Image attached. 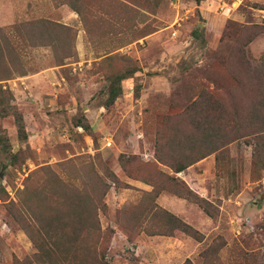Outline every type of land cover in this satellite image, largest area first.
<instances>
[{
    "label": "rangeland",
    "instance_id": "rangeland-1",
    "mask_svg": "<svg viewBox=\"0 0 264 264\" xmlns=\"http://www.w3.org/2000/svg\"><path fill=\"white\" fill-rule=\"evenodd\" d=\"M259 8L264 0H0V65L13 74L0 82V264H46L24 208L36 192L52 208L86 190L103 195L104 264H264V155L255 162L264 139L236 141L180 174L152 164L168 117L204 90L227 95L224 67L241 29L264 22ZM246 56L253 73L262 68L264 34ZM61 64L37 92L20 78ZM116 76L123 93L105 107ZM175 181L214 218L177 195ZM155 207L204 241L151 236L164 225Z\"/></svg>",
    "mask_w": 264,
    "mask_h": 264
},
{
    "label": "trees",
    "instance_id": "trees-1",
    "mask_svg": "<svg viewBox=\"0 0 264 264\" xmlns=\"http://www.w3.org/2000/svg\"><path fill=\"white\" fill-rule=\"evenodd\" d=\"M241 30L242 33L237 36V51L230 55L224 67L230 81L226 87L227 95L204 90L182 112L168 117L157 140L153 165H164L175 174H180L211 155L218 160L236 141L247 139L251 144L252 139H264V63L259 71L253 73L246 60L247 47L256 37L264 34V22L262 25L244 26ZM0 69L7 71V75L0 77V82L13 77L10 66L0 65ZM20 75L25 77L28 74L24 71ZM123 80L124 77L116 76L111 82L109 101L105 107L113 105L122 95ZM2 88L0 85L4 91ZM83 128L90 130L87 126ZM263 152L261 147H255L256 164H260ZM143 182L148 184L146 179ZM176 184L180 190H185L177 195L194 201L214 218L206 199L195 195L187 186L184 189L179 181ZM102 198L100 191L86 190L66 195L61 206L47 208L41 204L36 192L24 208L35 218L29 234L37 249V260L46 264H104L105 233L99 220ZM67 204V212H61ZM154 211L160 213L164 225L156 232H150L151 236H173L175 232H181L198 242L204 241L202 233L180 218L164 209L155 207ZM222 248L223 245L215 250L217 259ZM207 254L205 252L203 257L206 258ZM185 264H191V261L187 260Z\"/></svg>",
    "mask_w": 264,
    "mask_h": 264
},
{
    "label": "crops",
    "instance_id": "crops-1",
    "mask_svg": "<svg viewBox=\"0 0 264 264\" xmlns=\"http://www.w3.org/2000/svg\"><path fill=\"white\" fill-rule=\"evenodd\" d=\"M61 66H56L55 68H50V69H47V70H45V71H43L42 73H39V74H37V75H32V76H25V77H20L21 78V80L23 81V84L25 85V88L26 89H29V90H31V91H35L36 90V92L38 91V87H39V85H41L42 83H44V82H41V81H44V80H42V79H44L45 78V76H51L52 75V77L54 78V77H56L55 76V73H53V71H59L60 69H62V68H60ZM49 78H51V77H49ZM41 79V80H40ZM57 78H55V80H56ZM36 82H38V83H40V84H37L36 85V87H34V85H35V83ZM57 83H60L59 81L57 82ZM44 91L42 90V92H41V94L43 93ZM58 93V92H57ZM32 95V94H31ZM57 95V94H56ZM43 98V102H44V104H47V103H49L50 105H54V103H55V101H56V99L57 98H55L54 100H48V95H45V96H43L42 97ZM173 205V204H172ZM171 204H167V205H165V208L166 209H168V210H170V211H173V208H175V211L176 210H178L177 208H176V205H174V206H172ZM175 211H173V212H175ZM187 220V219H186Z\"/></svg>",
    "mask_w": 264,
    "mask_h": 264
},
{
    "label": "built area",
    "instance_id": "built-area-1",
    "mask_svg": "<svg viewBox=\"0 0 264 264\" xmlns=\"http://www.w3.org/2000/svg\"><path fill=\"white\" fill-rule=\"evenodd\" d=\"M112 139L111 138H109V137H107L106 139H105V144H106V146L107 147H111L112 146Z\"/></svg>",
    "mask_w": 264,
    "mask_h": 264
},
{
    "label": "water",
    "instance_id": "water-1",
    "mask_svg": "<svg viewBox=\"0 0 264 264\" xmlns=\"http://www.w3.org/2000/svg\"><path fill=\"white\" fill-rule=\"evenodd\" d=\"M0 176H2V174H0Z\"/></svg>",
    "mask_w": 264,
    "mask_h": 264
}]
</instances>
